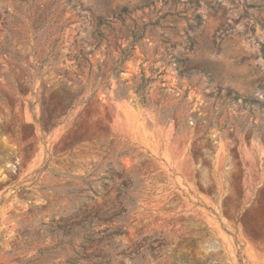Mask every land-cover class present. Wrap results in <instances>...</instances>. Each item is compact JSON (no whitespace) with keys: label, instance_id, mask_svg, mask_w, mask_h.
I'll list each match as a JSON object with an SVG mask.
<instances>
[{"label":"rangeland","instance_id":"rangeland-1","mask_svg":"<svg viewBox=\"0 0 264 264\" xmlns=\"http://www.w3.org/2000/svg\"><path fill=\"white\" fill-rule=\"evenodd\" d=\"M235 198L263 229L264 0H0V264H264Z\"/></svg>","mask_w":264,"mask_h":264},{"label":"trees","instance_id":"trees-1","mask_svg":"<svg viewBox=\"0 0 264 264\" xmlns=\"http://www.w3.org/2000/svg\"><path fill=\"white\" fill-rule=\"evenodd\" d=\"M206 73H208V71H205ZM208 77L211 78V75H209L208 73ZM234 93V91L230 88L227 89V94L226 96L230 97L233 100L238 99V94L235 93L234 96H232L231 94ZM70 95V87H68L67 85H63L61 87H56L52 89L51 92V96H50V100H47V98L44 99L46 101V104H48V111L50 112L51 118L47 119L44 123H43V129L49 131L52 127L56 126L57 124H59V117L62 114V107H66V105H68V97ZM55 104H58L60 106V108H56ZM55 120V121H54ZM43 122V121H42ZM201 186V185H200ZM201 188L203 189V187L201 186ZM232 202L237 203V219L238 222H242L244 224L245 227V231L246 233L255 241H261L264 242V228L256 231L254 229L249 228V225L247 223V221H245L244 219V213L241 212L242 211V204L240 203V198L238 199H233ZM231 205L227 204V202H224V207L226 208V210H229V207ZM264 209V207H263Z\"/></svg>","mask_w":264,"mask_h":264}]
</instances>
